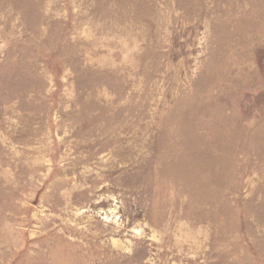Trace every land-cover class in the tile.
Masks as SVG:
<instances>
[{
	"label": "rangeland",
	"instance_id": "obj_1",
	"mask_svg": "<svg viewBox=\"0 0 264 264\" xmlns=\"http://www.w3.org/2000/svg\"><path fill=\"white\" fill-rule=\"evenodd\" d=\"M0 264H264V0H0Z\"/></svg>",
	"mask_w": 264,
	"mask_h": 264
}]
</instances>
